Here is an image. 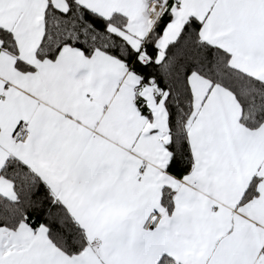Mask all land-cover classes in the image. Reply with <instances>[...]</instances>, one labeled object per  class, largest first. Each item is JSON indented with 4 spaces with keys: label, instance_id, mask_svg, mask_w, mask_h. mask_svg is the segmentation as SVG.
I'll use <instances>...</instances> for the list:
<instances>
[{
    "label": "snow or ice",
    "instance_id": "6c2138e0",
    "mask_svg": "<svg viewBox=\"0 0 264 264\" xmlns=\"http://www.w3.org/2000/svg\"><path fill=\"white\" fill-rule=\"evenodd\" d=\"M0 264H264V0H0Z\"/></svg>",
    "mask_w": 264,
    "mask_h": 264
}]
</instances>
